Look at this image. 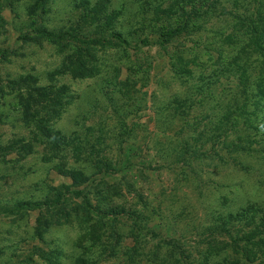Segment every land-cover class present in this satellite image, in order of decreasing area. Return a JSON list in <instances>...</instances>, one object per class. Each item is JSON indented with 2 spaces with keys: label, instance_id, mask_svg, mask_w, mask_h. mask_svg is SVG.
<instances>
[{
  "label": "trees",
  "instance_id": "obj_1",
  "mask_svg": "<svg viewBox=\"0 0 264 264\" xmlns=\"http://www.w3.org/2000/svg\"><path fill=\"white\" fill-rule=\"evenodd\" d=\"M50 1L31 0L26 9L30 20L28 31L20 40L46 41L58 52L65 53L59 66L46 74V84L40 85L38 77L32 74L5 79L4 84L0 82V96H13L18 122L30 130L28 141L22 137H13L4 143L0 140V157L16 153L22 159L30 152L29 143L37 144L43 151L41 161L50 163V169L70 183L58 188L47 187V193L40 200L18 199L10 205L0 203V213L16 215L22 210L45 207L55 211L69 198H75L83 208L95 209L93 212L98 218L111 215V222H115V214H107L98 206L110 193V187L107 190L105 185L106 176L115 175L127 166L115 167L116 164L103 154L106 139L103 134L92 136V126L85 128L88 139L87 133L82 137L75 130L64 133L55 127L73 98L69 86L60 83L57 77L68 76L79 81L99 77L102 69L113 66H107V59L102 57L112 49L121 53L117 61L122 56L127 59V51L136 55L144 48L158 49L165 58L168 82L182 87L161 100L156 92L149 94L155 130L164 138L158 139L154 134L150 139L154 156L162 164L159 166L181 164L188 167L204 158L225 160L221 150L228 156L257 153L264 157V0H123L117 7H113L110 0H95L92 4L89 0H79L72 7L74 20H68L66 26L48 28L45 21ZM1 2L12 4L11 0ZM213 53L217 55L215 58ZM5 54H1L0 61ZM125 68L135 74L129 64ZM119 73L118 67L113 68L107 83L115 95L131 100L129 88L134 84L133 77L127 74L119 80ZM231 78L235 85L226 89L225 104L220 105L216 100L214 105L219 112L207 122L208 129L199 130V121L205 114L199 118L195 114L191 117V113L203 112L204 101L219 80L230 82ZM147 79L149 77L145 78L146 82ZM177 122L180 128L173 132ZM251 144L257 148L253 150ZM117 146V152L122 151L121 145ZM93 183L100 187L95 191L97 199L91 200L95 204L85 194V189ZM119 212L132 221L136 232L152 234L141 226L140 216L134 209L128 212L121 208ZM73 214L75 218L76 213ZM88 217L84 213L79 220L95 233V228L88 226ZM61 218L68 222L70 214L65 213ZM52 223L45 218L38 219L35 234L40 236L38 229L45 232ZM206 230L205 247L197 264H218L212 262L211 256L225 247L231 249L234 257H223L224 264H264V207L260 204L249 203L234 212L217 215ZM214 236L223 238L221 247L215 245ZM99 239L98 234L88 237L90 244L100 245ZM162 243L177 252L174 264L193 263L175 240ZM128 260L129 264H138L131 256ZM75 264L88 262L79 255ZM162 264H166L165 261Z\"/></svg>",
  "mask_w": 264,
  "mask_h": 264
},
{
  "label": "rangeland",
  "instance_id": "obj_2",
  "mask_svg": "<svg viewBox=\"0 0 264 264\" xmlns=\"http://www.w3.org/2000/svg\"><path fill=\"white\" fill-rule=\"evenodd\" d=\"M11 1V6L0 3V59L1 54L6 53L0 61V82L4 84L5 79L32 74L38 77L40 85L46 84V74L59 66L65 52H58L54 45L46 41L22 42L20 37L28 31L30 20L26 9L31 0ZM78 1L51 0L45 25L48 28L68 25L74 20L75 10L72 7ZM122 1L110 0L113 7ZM89 2L92 4L95 0ZM118 55L121 56V53L112 49L102 57L107 59V66L118 67L119 80L127 74L133 77L134 84L129 88L131 100L115 95L114 89L107 83L112 69H115L113 66L102 69L99 77L82 81L59 76L57 80L69 86L73 98L55 124L64 133L75 130L82 137L87 133V139L89 136L85 128L92 126V136L103 134L106 139L103 154L116 164L115 167L127 166L115 175L106 176L105 185L107 190L110 187V193L98 206L107 214H115V222H111V215L98 218L93 212L95 209L83 208L79 199L75 198H69L55 211L45 207L22 210L16 215L0 213V264H75L79 255L88 264H129V256L138 264H162L163 261L174 264L173 257L178 258L177 252L163 246L165 240H175L189 256L188 261L197 264L205 247L206 229L214 217L234 212L249 203L264 207V157L257 153L228 156L221 150L225 160L204 158L188 167L181 164L159 166L162 164L154 156L150 139L154 134L158 135V139L164 138L155 130L149 94L154 91L161 100L169 92L182 87L168 82L165 58L158 49L144 48L136 55L127 51L128 58L122 56L117 61ZM211 55L214 58L217 56L215 53ZM128 64L135 74L125 68ZM146 77H149L147 82ZM233 85L235 80L232 78L230 82L220 79L210 97L204 101L203 112L195 110L191 113V117L195 114L199 118L205 114L199 121V130L202 127L208 129L210 125L207 122L219 112L214 102L218 100L220 105L225 104L226 89ZM16 106L12 95L0 96L2 143L13 137L30 139V130L18 122ZM173 128V132H177L180 124L177 122ZM166 137L169 136L166 134ZM118 144L122 151L117 152ZM250 147L253 150L257 148L254 144ZM29 149L30 152L22 159L16 153L0 157V203L3 205H10L18 199L40 200L47 193V187L58 188L61 184L70 183L68 179L56 175L50 169V163L41 161V146L30 142ZM94 185L85 189L91 203L97 199L95 191L100 190ZM121 208L128 212L134 209L140 216L141 226L153 235L136 232L132 221L125 214H120ZM56 211L62 217L69 213V221L62 219ZM72 211L76 213V219ZM84 213L89 216L88 226L92 225L95 233H91L79 220ZM43 218L53 223L45 232L38 229L40 236H37V220ZM95 234L100 237V245L106 247L90 244L88 237ZM214 239L217 240L215 245L221 247L223 238L214 236ZM110 250L114 251L113 254ZM223 257L228 259L234 254L225 247L211 256V260L224 264L221 262Z\"/></svg>",
  "mask_w": 264,
  "mask_h": 264
}]
</instances>
